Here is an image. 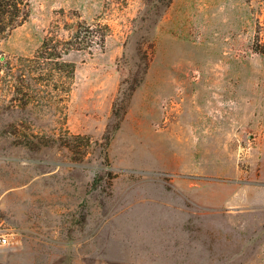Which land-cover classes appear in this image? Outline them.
<instances>
[{"label":"rangeland","instance_id":"rangeland-1","mask_svg":"<svg viewBox=\"0 0 264 264\" xmlns=\"http://www.w3.org/2000/svg\"><path fill=\"white\" fill-rule=\"evenodd\" d=\"M65 102L9 76L53 28ZM264 0H30L0 38V246L11 264H264ZM54 85V82H52ZM52 91L50 87L49 92Z\"/></svg>","mask_w":264,"mask_h":264},{"label":"trees","instance_id":"trees-1","mask_svg":"<svg viewBox=\"0 0 264 264\" xmlns=\"http://www.w3.org/2000/svg\"><path fill=\"white\" fill-rule=\"evenodd\" d=\"M30 0H0V38L24 22L29 16ZM110 27L106 24L78 23L63 36L58 28H53L44 38L37 52L29 58H23L17 70L11 67L9 76L14 81L13 90L19 105L28 107L31 103L29 79L38 77L39 85L46 94L60 104L69 95L76 76V63L67 56L73 51L102 50ZM264 55V46H257ZM54 82V85L52 84ZM50 87L52 91L49 92Z\"/></svg>","mask_w":264,"mask_h":264},{"label":"built area","instance_id":"built-area-1","mask_svg":"<svg viewBox=\"0 0 264 264\" xmlns=\"http://www.w3.org/2000/svg\"><path fill=\"white\" fill-rule=\"evenodd\" d=\"M10 244H11V240L8 236H6V235L0 236V246L5 247V246H8Z\"/></svg>","mask_w":264,"mask_h":264},{"label":"crops","instance_id":"crops-1","mask_svg":"<svg viewBox=\"0 0 264 264\" xmlns=\"http://www.w3.org/2000/svg\"><path fill=\"white\" fill-rule=\"evenodd\" d=\"M0 264H11L9 257L3 252H0Z\"/></svg>","mask_w":264,"mask_h":264}]
</instances>
